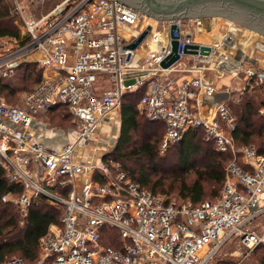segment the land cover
I'll list each match as a JSON object with an SVG mask.
<instances>
[{
    "label": "built area",
    "instance_id": "built-area-1",
    "mask_svg": "<svg viewBox=\"0 0 264 264\" xmlns=\"http://www.w3.org/2000/svg\"><path fill=\"white\" fill-rule=\"evenodd\" d=\"M13 11L29 40L0 51V77H11L21 63L34 61L42 80L22 94L20 103L0 95V167L23 187L2 199L13 201L24 217L41 197L62 206V212L60 223L40 237L37 261L12 257L0 264H209L235 239L245 249L242 264L264 244V230L259 232L254 222L264 216V151L236 144L235 118L225 101L216 107V121L204 116L201 96L216 91L203 74L209 56L196 54L199 74L180 81L172 75L175 64L160 66L170 37L165 49L140 58L139 46L130 45L141 33L133 30L145 13L121 0H58L37 14L13 0ZM187 43L195 42L182 33L180 59L187 55ZM136 70L148 73L126 85L125 74ZM258 71L253 66L234 71L245 80L241 93L248 83H264V71ZM143 85L138 109L149 120L165 123L164 150L189 129L203 127L206 140L232 153L217 198L198 205L167 201L136 181L107 150L87 154L93 145L99 150L96 132L121 108L125 95ZM57 104L68 110L77 131L62 149L35 136ZM104 228L117 230L118 247L105 244Z\"/></svg>",
    "mask_w": 264,
    "mask_h": 264
},
{
    "label": "trees",
    "instance_id": "trees-1",
    "mask_svg": "<svg viewBox=\"0 0 264 264\" xmlns=\"http://www.w3.org/2000/svg\"><path fill=\"white\" fill-rule=\"evenodd\" d=\"M16 18L11 1L0 0V37L17 38L20 43H26L29 38L21 34ZM41 80L39 64L25 61L15 75L0 77V94L6 95V100L12 104L18 94L32 91ZM145 90L146 85H143L125 95L120 112V136L109 155L136 181L155 193L161 194L167 190L166 186L176 187L181 201H190L194 205L217 198L224 185L225 166L232 160V153L218 150L213 140H206L204 128L196 127L189 129L179 141L170 143L165 155L160 154L166 126L162 121H152L140 114L138 103ZM263 105L264 83L255 85L253 82L247 84L239 101L229 102L236 122L231 133L237 145H255L260 152L264 151V113L260 111ZM50 116H57L66 128L73 126L72 116L60 104L53 106L48 113ZM141 160L145 162L140 166L129 163ZM22 189V185L11 182L4 168L0 167V262L15 254L27 262L37 261L40 237L52 224L60 223L62 206L41 197L32 204L21 224L16 204L2 197L9 192L18 195ZM167 201L172 199L168 197ZM116 233V229L104 228L105 244L118 247L120 243ZM254 254L264 264V244L258 245Z\"/></svg>",
    "mask_w": 264,
    "mask_h": 264
},
{
    "label": "crops",
    "instance_id": "crops-1",
    "mask_svg": "<svg viewBox=\"0 0 264 264\" xmlns=\"http://www.w3.org/2000/svg\"><path fill=\"white\" fill-rule=\"evenodd\" d=\"M207 20L210 21V25H208ZM162 23L163 28L161 31H167L168 33L167 38L165 39V45L162 47L157 46L156 48H153L154 38L161 31L158 29V26H156V24H152V30L137 48V53L140 58L146 56L150 51L163 50L168 45L169 23ZM217 26L221 29H224L219 25ZM138 28L139 27H135L133 32L137 33L141 29V27L140 29ZM180 28L183 35L191 36V40L193 42L198 44H208L213 47L212 52L206 62L207 69L203 71V74L207 79L211 80L212 84L215 85L216 91L211 96L203 94L201 96V103L204 116L211 121H216L218 118L216 111L217 105L225 101L229 106V102L231 100L236 102V98H240L243 94L241 93V89L245 85V80L237 78L234 74V71H239L241 66H253L259 71H264V48H260L257 46L249 48L246 47V44L244 42L242 43V45L238 43L239 41H236L235 44L238 43L239 48H232V51H235V53H230L229 55H238L241 57L242 54H245L246 58H243L241 60V62L243 60L244 61L238 69L237 67L235 69H227V67L225 66L226 60L224 56L226 54L225 52H227L230 47V40H220L221 37L219 36H214L217 38H212L213 36L207 37L208 35H205L203 33L213 30V19L211 20L209 16H207L205 20H203L202 17H193L187 20H181ZM187 56L191 57L190 61L187 60ZM197 62V55H186L173 66L174 69L172 71V75L176 76L178 78V81L182 80L183 78L194 77L195 75L199 74L196 69V66L198 65ZM120 110L121 108L113 112L110 117H108V119L100 126V128L109 130L108 132L110 133L112 121L114 119L116 120V122L119 121ZM47 122V119H44V121L42 120V122L37 126L35 136L36 138L45 142L51 148L62 149L65 144L73 141L76 138L77 131L75 128H73V126L68 128H60L54 127L50 124V122Z\"/></svg>",
    "mask_w": 264,
    "mask_h": 264
},
{
    "label": "water",
    "instance_id": "water-1",
    "mask_svg": "<svg viewBox=\"0 0 264 264\" xmlns=\"http://www.w3.org/2000/svg\"><path fill=\"white\" fill-rule=\"evenodd\" d=\"M155 19L169 22L170 51L161 60L160 66L168 69L176 64L181 56L179 53V42L182 37L179 21L193 17L223 16L234 22L247 26L264 34V0H121ZM139 6H134L133 4ZM208 25L210 21L207 20ZM149 24L141 31L133 43L132 48L138 47L152 30ZM213 47L208 44L187 43L184 52L187 55L209 56ZM147 70H136L125 74V84L131 85L137 79H144Z\"/></svg>",
    "mask_w": 264,
    "mask_h": 264
},
{
    "label": "rangeland",
    "instance_id": "rangeland-1",
    "mask_svg": "<svg viewBox=\"0 0 264 264\" xmlns=\"http://www.w3.org/2000/svg\"><path fill=\"white\" fill-rule=\"evenodd\" d=\"M11 4L13 6V0H10ZM58 0H44L43 2H40V4L35 5L34 4V0H21V2L25 5V8L27 11H31L34 14L46 11L47 9H49L50 7H52ZM14 12V11H13ZM15 13V12H14ZM17 18L15 20L16 25L19 27L21 34L24 36L25 34L23 33V27H22V20L20 18V15L15 13ZM209 18L212 20H214V28L213 30L209 31V32H203L205 35H208L207 37H212V36H219L221 37L220 40H226L229 39V49L227 52H225V66L227 67V69L229 68H233L235 69L236 67H238L239 63L241 62V60L243 58H246V55L242 54L241 57L240 56H236V55H229L230 53H235V51H232V48H239V44H242L243 41L246 39V41H248L250 39V36L254 35V34H261L262 36L264 35L261 32L255 31L254 29H251L247 26L238 24L236 22H234L233 20L231 21V19L225 18L223 16H209ZM163 21H159L156 20L154 18H152L151 16L147 15L145 13V16L142 17V19L140 20L138 27H141V31H143L147 25L149 24H156V26H158V29L161 31L162 30V23ZM217 25L223 27L224 29L219 28ZM150 37V36H149ZM198 38V37H197ZM217 38V37H214ZM238 42L237 44H235V42ZM20 43L19 39L17 38H12V37H0V51H5L9 48H12L16 45H18ZM243 45V44H242ZM247 47H251L250 45H247ZM188 61L191 60V57L187 56L186 57ZM26 92V91H24ZM24 92H21L20 94H18V96L16 97V100L14 101V103L12 104H16V103H20V99L22 97V94ZM2 95V94H0ZM5 99H7L8 97H6V95H2ZM121 112V110H120ZM119 112V114H120ZM142 114V113H140ZM114 119V118H113ZM47 120L50 122V124L54 127H60V128H66L65 124H61L58 117L57 116H50L47 118ZM120 118L119 121L116 122V120L114 119L112 121V125H111V131L110 133L108 132L109 130L106 129H101L99 128L96 132V139H99L100 141H98L99 146L98 149L94 151V145L92 146L93 148H91L90 151L87 152V154H93V153H101L102 151L107 150L108 152H111L117 145L119 136H120ZM102 140V141H101ZM79 149L82 151V147L80 146ZM160 154L165 155L167 153V149H163L162 148V141L160 143ZM144 160L141 161H133L132 163L129 162L131 165H137L140 166L144 163ZM174 188H171V186H166L164 190V192H162L161 194L165 195L167 198H171L172 201L174 202H182L181 198L178 197V192L177 190ZM169 190V191H168ZM161 192V189H158V192ZM21 216V224L24 223V215L20 213ZM254 222L259 224L258 228L259 232L264 230V216H258ZM256 248L254 249V251L250 254L249 258L246 259L242 264H258L260 263L259 259L256 257V255L254 254ZM241 252H245V249L242 248L240 242L238 241V239L233 240L232 242L228 243L223 249H221V251L210 261L209 264H226V263H233V264H238L239 261L242 259L241 257ZM12 257H20L19 254H15L13 256L8 257L7 259H10Z\"/></svg>",
    "mask_w": 264,
    "mask_h": 264
},
{
    "label": "bare ground",
    "instance_id": "bare-ground-1",
    "mask_svg": "<svg viewBox=\"0 0 264 264\" xmlns=\"http://www.w3.org/2000/svg\"><path fill=\"white\" fill-rule=\"evenodd\" d=\"M167 35H168L167 31L159 32L154 38L153 48H156L157 46H161V47L164 46L165 45V39L167 38ZM212 38H214V36ZM250 38L251 39H249L248 41H246V39L243 41L246 44V47H247V45H252V47L257 46L260 48H264V36H262L261 34H254V35L250 36ZM243 61L239 63L237 69L243 63Z\"/></svg>",
    "mask_w": 264,
    "mask_h": 264
},
{
    "label": "flooded vegetation",
    "instance_id": "flooded-vegetation-1",
    "mask_svg": "<svg viewBox=\"0 0 264 264\" xmlns=\"http://www.w3.org/2000/svg\"><path fill=\"white\" fill-rule=\"evenodd\" d=\"M138 4H140V3H135V4H133V5L137 7V6H139ZM250 39H251V38H250Z\"/></svg>",
    "mask_w": 264,
    "mask_h": 264
}]
</instances>
